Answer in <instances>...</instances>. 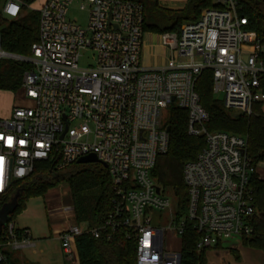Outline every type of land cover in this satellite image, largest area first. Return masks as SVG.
<instances>
[{
    "label": "built area",
    "instance_id": "obj_1",
    "mask_svg": "<svg viewBox=\"0 0 264 264\" xmlns=\"http://www.w3.org/2000/svg\"><path fill=\"white\" fill-rule=\"evenodd\" d=\"M74 1L47 0L39 9V40L24 58L33 68L21 84L33 103L0 116V196L39 161L55 160L64 168L94 154L110 172L112 208L99 227L69 223L59 231L69 264L79 263L76 237L85 231L108 239L124 231L137 245L136 264H180L187 220L199 234L198 251L241 245L253 233L257 211L249 180L264 163L254 165L248 157L247 136L206 128L210 116L195 84L211 70L213 91L223 94L224 107L251 114L254 104H264V40L245 29L234 0H218L227 6L205 9L179 32L162 34L167 63L145 67L140 2L79 0L80 9L88 10L83 27L67 18ZM2 11L18 17L21 3L6 0ZM84 51L93 52L92 65H80ZM6 54L0 46V59ZM173 104L187 112L188 134L205 139L183 169L189 192L185 220L177 218L175 199L151 174L157 157L169 149L164 115ZM64 208L73 218V207ZM18 229L9 224L0 262L8 248L35 246L31 231Z\"/></svg>",
    "mask_w": 264,
    "mask_h": 264
},
{
    "label": "trees",
    "instance_id": "obj_2",
    "mask_svg": "<svg viewBox=\"0 0 264 264\" xmlns=\"http://www.w3.org/2000/svg\"><path fill=\"white\" fill-rule=\"evenodd\" d=\"M5 1L0 0V46L7 53L29 58L32 56L33 44L39 40V11L30 8L35 0H19L21 13L15 18L3 13ZM131 1L143 5L144 30L159 34L179 32L184 23L199 19L205 9L224 7L218 0H188L180 10L164 9L157 0ZM234 1L239 15L246 18L245 29L256 32L264 40V1ZM32 68L33 65L24 59L1 58L0 91L16 93L21 89L24 72ZM213 84L211 70H205L195 84L201 104L210 116L206 128L247 136L248 157L254 165L264 163V104H254L251 114L235 115L215 97ZM187 122L185 110L174 104L168 108L166 125L170 134L169 149L157 157L151 173L161 188L173 192L178 219H187L189 204L188 187L183 177L184 165L195 160L205 146L204 137L188 134ZM62 183L69 187V204L73 207L76 224L85 223L88 229L101 226L111 211L114 195L108 168L100 162H74L59 168L55 160H43L36 163L28 177L15 180L9 191L0 196V208L15 200L14 209L3 226L0 241L7 234L9 224L26 209L30 198L45 196L50 189ZM249 185L253 190L257 211L253 217V233L244 237L243 246L264 250V178L255 172L250 177ZM198 239L199 234L187 220L180 242V264H207L206 250L197 249ZM76 247L80 264H136L137 245L124 231L112 233L111 239L105 233L96 238L85 231L76 237ZM5 253L7 258L0 264H33L22 259L18 249L8 248Z\"/></svg>",
    "mask_w": 264,
    "mask_h": 264
},
{
    "label": "rangeland",
    "instance_id": "obj_3",
    "mask_svg": "<svg viewBox=\"0 0 264 264\" xmlns=\"http://www.w3.org/2000/svg\"><path fill=\"white\" fill-rule=\"evenodd\" d=\"M2 1L4 2L5 0ZM80 5V1L75 0L69 7L67 18L85 27L88 21V10H81ZM223 5L224 7L227 6L225 4ZM93 63V52L84 51L82 53L80 65H92ZM215 97L222 101L223 94L221 92L215 93ZM32 103L33 99L26 96L22 89L18 90L16 93L10 91H0V115H2L4 111H9L13 108V106H29ZM166 114L164 115L165 121ZM258 174L264 178V164L259 166ZM166 193L172 200L175 199L171 190H167ZM69 201L70 192L67 184L65 183L50 189L45 196L30 198L26 203V209L16 217L13 223L16 229L30 228L33 241H35V246L18 250L28 256H32L31 252L36 250V254L32 257L38 258L40 255H46L51 262L55 261L57 262L56 264H63V259L61 258L60 253L61 241L54 237L52 233L53 223L61 222L63 223L62 226L65 227L69 223L76 224L74 217L67 218L69 212L64 207L69 205ZM9 208L10 206H5L0 212V218L3 222L7 219V211ZM52 211H54V214L51 213ZM182 219L185 220V218ZM80 225L82 227L86 226L85 223H81ZM174 245L177 246V243L174 242ZM241 245L243 246V243Z\"/></svg>",
    "mask_w": 264,
    "mask_h": 264
},
{
    "label": "crops",
    "instance_id": "obj_4",
    "mask_svg": "<svg viewBox=\"0 0 264 264\" xmlns=\"http://www.w3.org/2000/svg\"><path fill=\"white\" fill-rule=\"evenodd\" d=\"M46 1L47 0H35L33 3H31L30 8L39 11V9L44 5ZM157 2L159 6L164 9L180 10L186 6L188 0H157ZM141 56V62L145 67L158 68L164 66L167 63L169 58V51L163 45L162 34L145 31ZM11 113L12 108L9 111H4V113L0 116L7 117L10 116ZM53 212L54 211H52L51 213ZM62 225L63 223L61 222L53 223L52 235L59 240L60 237L58 233L63 229L64 226ZM28 229L30 230V228ZM31 239L33 240L32 232ZM31 253L32 256L35 255L36 250H33ZM60 253L61 258L63 259V264H69L64 258L62 247L60 248ZM20 255L22 259H26L29 263L33 264L57 263L55 261L51 262L46 255H40L38 258L28 256L23 252H20ZM206 257L207 264H264V250L245 247L242 245L225 247L223 246L219 248L207 249ZM77 264H80V261Z\"/></svg>",
    "mask_w": 264,
    "mask_h": 264
},
{
    "label": "water",
    "instance_id": "obj_5",
    "mask_svg": "<svg viewBox=\"0 0 264 264\" xmlns=\"http://www.w3.org/2000/svg\"><path fill=\"white\" fill-rule=\"evenodd\" d=\"M6 56L7 57H13V58H16V59H24L22 56H19V55H16V54H11V53H7ZM235 115H242V112L241 111H237V112H235ZM77 162L78 163H97V162H100V160L96 157V155L90 154V155H87V156H84V157L80 158ZM102 164L105 167H107V164H105V163H102ZM5 206H7V207L10 206V208L7 211V219H6V221L3 222L2 219L0 218V236H1L2 232H3V226L6 225L8 219H9V217H8L9 213L14 209L15 200H13L12 202L4 204L0 208V212L2 211V209Z\"/></svg>",
    "mask_w": 264,
    "mask_h": 264
}]
</instances>
